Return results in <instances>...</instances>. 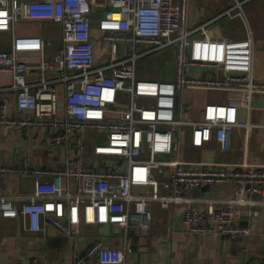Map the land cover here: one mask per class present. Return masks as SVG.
<instances>
[{"label": "built area", "instance_id": "obj_1", "mask_svg": "<svg viewBox=\"0 0 264 264\" xmlns=\"http://www.w3.org/2000/svg\"><path fill=\"white\" fill-rule=\"evenodd\" d=\"M252 1L231 0L222 15L242 21L246 35L236 39L209 35V24L189 28L190 0H0V32L12 35L11 51H0V74L10 76L8 91L15 93L22 113L19 119L1 115L0 126L20 127L26 138L49 129L51 146L66 152L57 167L35 166L30 155L18 165L0 167V175H30L34 184L20 206L14 202L21 196H6L0 188L1 218L19 219L25 231L43 238L51 226L73 238L81 235V226L109 225L121 235V248H107L97 238L73 255V264L93 259L126 264L135 250L131 234L151 228L153 204L183 207L192 234L248 236V225L236 214L244 208L249 218L259 217L264 168H208L182 161L180 153L186 141L202 149L215 140L228 151L234 131L250 128L233 122L229 106L221 103H207L199 119L182 116L193 111L184 104L188 90L264 91V82L254 76V31L244 10ZM21 20L59 25L60 51L37 66L20 60L16 26ZM96 32L110 49V63L101 66ZM40 45L44 56L52 42ZM168 49L175 53L174 80L137 78L140 59ZM7 104L5 97L2 113ZM232 182L245 196L208 195Z\"/></svg>", "mask_w": 264, "mask_h": 264}, {"label": "crops", "instance_id": "obj_2", "mask_svg": "<svg viewBox=\"0 0 264 264\" xmlns=\"http://www.w3.org/2000/svg\"><path fill=\"white\" fill-rule=\"evenodd\" d=\"M230 4L231 0H190L188 25L197 28L209 24V35L217 38L231 36L229 25L223 27L222 24L228 19L222 15ZM247 5H251L249 22L255 41L254 76L264 82V0H254ZM230 21L243 24L239 19ZM243 31L246 35L244 27ZM16 32L19 59L33 66L47 57V54L43 56L40 42L45 41V38L62 37L61 27L50 22L21 20L16 26ZM3 35L10 38L11 33L0 32V51L9 52L12 39L11 43L6 44ZM10 86V76L0 74V107L2 99H8V107L4 113L0 109V116L19 119L22 113L18 109L15 93L8 91ZM191 91H197L198 97L195 95L190 105L197 109L198 102L201 106L199 117L209 102L226 104L230 109L231 120L238 124L249 123L250 128L239 127L234 131L228 151H223L215 140L202 149H195L186 141L180 159L191 164H203L208 168L233 170L253 165L264 168V91ZM59 96L60 110L63 112L64 92L61 87ZM51 135V131L45 128L26 138L20 127L0 126V167L18 165L26 155L31 156L35 166L49 168L62 165L66 161V152L61 146H51ZM33 185L30 175H0V188L4 194L12 198L21 196V199L15 200L16 206L25 202L23 197L33 191ZM238 194L245 196L232 182L208 195L226 198ZM193 195L203 197L205 194L195 192ZM151 209V228L147 233L131 234L135 250L127 256L126 264H264V208H260L258 218L252 219L249 218L248 209L238 210L236 219L248 225L250 234L235 240L190 233L184 224L183 207L163 209L153 204ZM80 233L79 237L73 238L58 233L51 226L49 236L43 238L25 231L21 220L3 219L0 216V264H73V254L85 252L97 238L102 239L107 248L122 247V237L113 226H81ZM86 264L99 262L93 259Z\"/></svg>", "mask_w": 264, "mask_h": 264}, {"label": "rangeland", "instance_id": "obj_3", "mask_svg": "<svg viewBox=\"0 0 264 264\" xmlns=\"http://www.w3.org/2000/svg\"><path fill=\"white\" fill-rule=\"evenodd\" d=\"M250 7L251 5H247L244 7V10H245V13L248 19L250 17L249 16ZM101 15L102 14L97 15L96 19H98L99 16ZM222 24H223V27H225V24L229 25L228 31L230 32V35L233 38L240 39V38L245 37L244 31H243V24L241 23L238 24L237 21H234V22L230 21L229 18L225 19L222 22ZM189 28H193V27L189 26ZM235 32H237V34H234ZM3 38L5 39L6 44L11 43V39H12L11 35H10V38L9 37L7 38L6 35H3ZM96 38H97V46H98L97 65L101 66V65L110 63V49H109L108 44H103L98 32H96ZM45 39H46L45 42L47 41L52 42V46L45 47V53L47 54V58L49 59V57H51L50 55L57 54L62 48V38L58 37L57 39H53V38H50L49 40L47 38ZM119 55H121V53H119ZM124 57L125 58L129 57V53L127 51L125 52ZM175 66H176V59H175L174 49H168L162 53L140 59L137 63V78L170 80L171 81V80H174L175 78V74H176ZM155 76H158V78H152ZM205 94H208V93H205ZM195 95L197 96V91L196 92L191 91V90L186 91L185 96H184V104L186 106L192 104V99L195 97ZM125 102H127V99L125 100ZM196 108L197 109L193 107L194 110L192 113L190 111H186L182 116L183 120H187L192 117H193L192 119H199L200 117H199L198 111L201 109V106L198 104V102H196ZM182 139L184 142V137ZM184 148H185L184 143H182L181 150L184 151ZM146 190L148 193H151L153 191L151 188H147Z\"/></svg>", "mask_w": 264, "mask_h": 264}, {"label": "bare ground", "instance_id": "obj_4", "mask_svg": "<svg viewBox=\"0 0 264 264\" xmlns=\"http://www.w3.org/2000/svg\"><path fill=\"white\" fill-rule=\"evenodd\" d=\"M119 15H116V17H118Z\"/></svg>", "mask_w": 264, "mask_h": 264}, {"label": "water", "instance_id": "obj_5", "mask_svg": "<svg viewBox=\"0 0 264 264\" xmlns=\"http://www.w3.org/2000/svg\"><path fill=\"white\" fill-rule=\"evenodd\" d=\"M98 8H95V10H97Z\"/></svg>", "mask_w": 264, "mask_h": 264}]
</instances>
